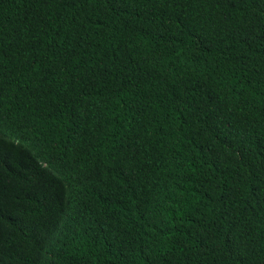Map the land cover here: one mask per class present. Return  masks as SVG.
<instances>
[{
  "label": "trees",
  "instance_id": "trees-1",
  "mask_svg": "<svg viewBox=\"0 0 264 264\" xmlns=\"http://www.w3.org/2000/svg\"><path fill=\"white\" fill-rule=\"evenodd\" d=\"M0 264H264V0H0Z\"/></svg>",
  "mask_w": 264,
  "mask_h": 264
}]
</instances>
